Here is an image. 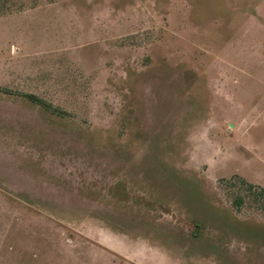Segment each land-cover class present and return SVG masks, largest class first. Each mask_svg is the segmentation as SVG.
Listing matches in <instances>:
<instances>
[{
    "label": "rangeland",
    "instance_id": "374dc122",
    "mask_svg": "<svg viewBox=\"0 0 264 264\" xmlns=\"http://www.w3.org/2000/svg\"><path fill=\"white\" fill-rule=\"evenodd\" d=\"M0 264H264V0H0Z\"/></svg>",
    "mask_w": 264,
    "mask_h": 264
}]
</instances>
